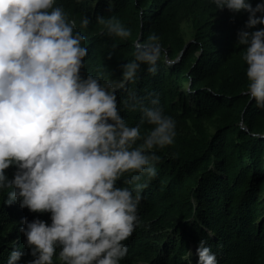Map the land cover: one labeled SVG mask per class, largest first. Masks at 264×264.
<instances>
[{
	"label": "trees",
	"instance_id": "obj_1",
	"mask_svg": "<svg viewBox=\"0 0 264 264\" xmlns=\"http://www.w3.org/2000/svg\"><path fill=\"white\" fill-rule=\"evenodd\" d=\"M250 2L255 7L264 0ZM53 7L84 37L82 79L90 75L103 86L121 81L137 42L152 34L176 61L158 62L156 75L141 65L136 80L116 92L122 119L140 127L141 139L133 147L154 127L142 122V108L154 107L153 99L176 125L173 144L153 150L157 175L138 182L146 184L139 190V226L123 242L128 253L120 264H198L201 240L217 264H264V109L248 94L244 48L237 46L248 14L219 10L212 0H56ZM98 16L118 21L131 37H110ZM260 28L264 25L251 31ZM129 92L139 102L129 100ZM17 171L13 165L5 175L12 180ZM130 178L124 174L116 186L135 196L136 184L124 183ZM12 190L0 191V264H7L14 250L23 252L18 264H29L34 257L20 228L25 220L51 225V213L6 203ZM61 250L58 246L53 264H62Z\"/></svg>",
	"mask_w": 264,
	"mask_h": 264
},
{
	"label": "clouds",
	"instance_id": "obj_2",
	"mask_svg": "<svg viewBox=\"0 0 264 264\" xmlns=\"http://www.w3.org/2000/svg\"><path fill=\"white\" fill-rule=\"evenodd\" d=\"M219 10L248 14L238 31L247 64L248 94L264 109V2L212 0ZM56 0H0V191L8 204L19 201L33 213H51V225L24 221L21 233L34 257L29 264H53L57 247L62 264H120L128 247L123 243L139 226L142 177L157 175L159 157L153 151L173 144L175 121L154 107L142 108V122L154 126L138 147L140 127H129L117 108L118 90L134 82L141 65L156 75L158 62L172 66L160 38L152 34L137 42L135 59L123 66L121 81L103 86L98 78L82 79L88 55L84 37L74 34ZM107 35L122 39L131 30L98 16ZM90 20L85 17L82 26ZM129 100L139 98L129 92ZM135 108V105H132ZM111 121V123H109ZM15 165L14 179L5 170ZM136 184V194L117 187ZM139 173V175H131ZM23 252L10 253L7 264H18ZM198 264H217L201 240Z\"/></svg>",
	"mask_w": 264,
	"mask_h": 264
},
{
	"label": "water",
	"instance_id": "obj_3",
	"mask_svg": "<svg viewBox=\"0 0 264 264\" xmlns=\"http://www.w3.org/2000/svg\"><path fill=\"white\" fill-rule=\"evenodd\" d=\"M188 46H189V45H187V46L185 47L184 51L188 48ZM183 53H184V52H182L181 57H182ZM181 57H180V58H181Z\"/></svg>",
	"mask_w": 264,
	"mask_h": 264
}]
</instances>
